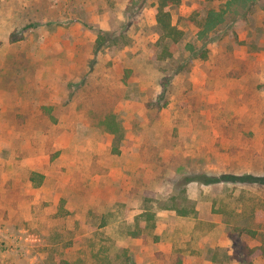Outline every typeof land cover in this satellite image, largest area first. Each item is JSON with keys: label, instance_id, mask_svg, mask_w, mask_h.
<instances>
[{"label": "rangeland", "instance_id": "1", "mask_svg": "<svg viewBox=\"0 0 264 264\" xmlns=\"http://www.w3.org/2000/svg\"><path fill=\"white\" fill-rule=\"evenodd\" d=\"M156 2L0 0V264H264V0Z\"/></svg>", "mask_w": 264, "mask_h": 264}, {"label": "trees", "instance_id": "2", "mask_svg": "<svg viewBox=\"0 0 264 264\" xmlns=\"http://www.w3.org/2000/svg\"><path fill=\"white\" fill-rule=\"evenodd\" d=\"M180 0H157L156 5L154 7V16L156 25L161 33V36L170 42L172 44H175L181 35V31L172 23L171 20V8L174 4H178ZM47 113H49L50 108L45 107ZM100 125H103L105 129L110 131L111 133L115 134L118 132V127L116 123L113 120V117H105L100 121ZM43 175L41 173H38L37 171H32L29 175V180L32 182L34 186H39L43 181ZM187 181H198L200 183H212L218 181V178L214 175L205 174V173H197L192 176L186 177ZM180 212V211H179ZM146 224L147 220L151 218V215L146 213ZM143 227H139L141 229ZM139 229H134L129 231V234L132 236H138L140 234ZM251 232V231H250ZM251 234H253L251 232ZM256 254H260L262 256V259L264 261V248L258 247L256 251H254ZM253 253V254H254ZM179 260V259H178Z\"/></svg>", "mask_w": 264, "mask_h": 264}, {"label": "crops", "instance_id": "3", "mask_svg": "<svg viewBox=\"0 0 264 264\" xmlns=\"http://www.w3.org/2000/svg\"><path fill=\"white\" fill-rule=\"evenodd\" d=\"M195 209L199 210L198 207H195ZM179 210H180L179 214L175 210H168V209L161 210L160 212L157 213V216H159V221L162 222V223H164V224L167 222V225H169L170 223L166 220L167 217L169 218L171 216H177V217H186V216H189V215H186L185 213H183L181 209H179ZM191 215H193V213H191ZM192 218H196V217L193 215ZM197 220H199V221H205V219H201L200 217H197ZM180 240H182L181 237H180ZM159 245H163V246H167V247L168 246L169 247H172L173 246V243L160 237L159 238ZM182 255L183 256H179L178 257L179 260H177V262H176L177 264L184 263L185 260H186V258L188 257L185 254H182Z\"/></svg>", "mask_w": 264, "mask_h": 264}]
</instances>
